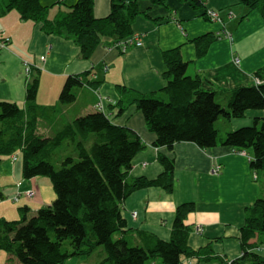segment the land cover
I'll return each mask as SVG.
<instances>
[{
    "label": "trees",
    "instance_id": "obj_1",
    "mask_svg": "<svg viewBox=\"0 0 264 264\" xmlns=\"http://www.w3.org/2000/svg\"><path fill=\"white\" fill-rule=\"evenodd\" d=\"M150 1L163 3L165 0ZM191 1L199 4L201 0ZM240 2L258 8L264 17V0ZM57 4L67 8L65 14L61 18L45 17L48 9ZM93 4V0H56L50 4L43 0H0V15L16 10L23 20L44 19L46 28L72 36L81 57L89 59L103 38L120 40L131 35L134 17L140 13L138 0L112 2L104 17L94 15ZM213 39L208 34L197 38L198 52L204 53ZM163 57L167 82L160 92L141 94L118 86L122 93L129 95V105L136 107L154 134L153 145L172 149L176 142L190 141L200 148H208L221 142L240 151L250 150V167L255 172L264 171V111L262 116L254 117L252 124L228 131L222 139L218 129L221 115L227 121L245 116L249 109L264 110V79L257 75L259 72H256L262 80L259 84L222 91L225 98H219L220 92L204 87L199 75L186 73L187 62L181 58L178 48L165 50ZM30 63L24 62L25 71L31 76L26 86V105L0 100V163L9 157L19 165L21 177L25 179L49 177L54 197L34 212H30L28 204L18 206L19 218L0 215V251L7 253L8 261L63 264L71 256L89 255L102 246L104 261L109 264H157L156 259L160 264H188L191 258L217 259L222 264H264V256L255 250L264 244V198H257L244 208L238 236L241 254L234 259L215 254L207 246L193 249L188 244L190 227L185 219L195 209L193 201L176 206L168 239L146 230L127 228L122 213L124 200L134 190L144 187L156 186L172 192L174 157L158 152L162 171L153 178L131 175L132 160L144 144L134 129L115 120L125 111V104L112 106L110 113L96 105V111L75 117L53 136L39 131L38 120L48 115L47 121L51 123L57 110L36 102L39 70ZM89 73L87 70L67 75L58 104L73 102L76 90L84 83L94 87L100 83L88 80ZM161 92L166 97L159 96ZM65 141L74 153L60 158L56 151ZM58 160L59 166H56ZM18 182L21 184L17 186L16 182V188L22 186ZM28 189L33 190L32 196L25 195ZM36 193V187L30 185L16 190L11 200L18 201L22 196L33 198ZM5 197L0 190V201ZM116 233L119 235L113 239Z\"/></svg>",
    "mask_w": 264,
    "mask_h": 264
},
{
    "label": "crops",
    "instance_id": "obj_2",
    "mask_svg": "<svg viewBox=\"0 0 264 264\" xmlns=\"http://www.w3.org/2000/svg\"><path fill=\"white\" fill-rule=\"evenodd\" d=\"M55 1L43 0L45 4ZM115 1L127 0H93L94 15L106 16ZM201 1L195 4L191 0H165L163 3L138 0L140 13L132 22V34L141 36L142 45H131L122 51L115 44L116 39L103 38L89 59L81 57L79 46L66 32H53L44 26V19L23 20L16 10H10L0 15V35L10 39L0 48V100L13 101L22 107L26 105V86L31 76L25 71L24 62H32L33 67L37 65L40 77L36 102L57 110L51 123L47 121L40 127L41 118L38 120L39 131L48 136H53L75 117L97 110L98 102H102V110L106 113L112 112L114 105L125 104V111L115 120L134 129L144 144L132 160L131 175L157 176L162 171L158 152L175 159L172 192L152 186L136 189L126 197L122 213L127 228L146 230L168 239L176 206L193 201L195 209L185 219L190 227L188 244L193 249L207 246L215 254L234 259L241 254L238 236L244 221V208L257 198H264V171L255 172L250 167V150L245 155L221 142L200 148L190 141L176 142L172 149L156 147L154 134L147 128L141 113L133 104L129 105V95L118 88L123 85L141 94L160 92L167 82L163 52L173 48H178L181 58L187 62L186 73L199 75L204 87L220 92L219 98H225L222 91L252 85L254 72H259L257 75L264 79V17L260 10L240 0ZM207 8L214 9L219 20H211ZM66 11L64 6V14ZM60 12L59 8L52 18L58 17ZM225 32L232 38L226 37ZM206 34L214 39L200 54L195 40ZM236 58H239L238 63ZM87 70H90L87 79L100 83L95 87L84 83L76 90L73 102L58 104L66 76ZM160 95L166 97L162 92ZM263 111L249 109L241 118L218 120L219 132L222 123L226 125L219 137L222 139L228 131L252 124L254 117L262 116ZM214 166L219 167L218 172L213 170ZM43 178H22L19 165L9 157L0 163V190L6 198L11 200L18 189L36 187L33 198H20L23 204L29 205L30 212L53 198L52 192L46 194L50 182ZM18 181L22 182L20 188L15 186ZM134 211L136 216H133ZM3 214L0 215L5 217L6 213ZM255 250L264 256V244ZM0 258L2 264H15L8 261L5 253L0 252ZM156 263L161 262L157 259ZM188 264L222 263L217 259L191 258Z\"/></svg>",
    "mask_w": 264,
    "mask_h": 264
},
{
    "label": "rangeland",
    "instance_id": "obj_3",
    "mask_svg": "<svg viewBox=\"0 0 264 264\" xmlns=\"http://www.w3.org/2000/svg\"><path fill=\"white\" fill-rule=\"evenodd\" d=\"M59 8H60L61 12L59 13L57 18H61L64 15V6L63 5H61L60 7L59 6H55L52 10L48 9V11L46 12L47 13V17L48 18H52L53 15H54L53 13L57 12V10ZM209 9H211V8H207L206 11L209 10ZM212 10H214V9H212ZM211 20H214V19H211ZM227 37H231L232 38V35L231 34L227 35ZM252 80H253V84L254 85H257V84H259L262 81L256 76L255 72L252 74ZM99 96L100 95L98 93L97 98ZM159 96H162V95H159ZM96 109H97V107H96ZM94 111H96V110H94ZM219 118H220L219 120H225L222 115ZM47 120H48V115H47V117H43L42 116L41 117V122H40V125H41L40 127H43L42 124L46 123ZM225 126H226L225 123H222L221 130L219 132V136L221 134H223ZM90 138H92V137H90ZM91 141L88 142V145L91 144ZM67 143H68L67 141L62 143V145L56 151V152H58V154L56 156H58L60 154L59 157L61 158L64 155L65 156L69 155V154L73 155L74 149H72V147H67V145H66ZM240 152L242 154L247 155L246 151H240ZM249 159H250V155H249ZM59 162H60V160L56 161V166H59ZM213 170H214V168H213ZM19 177H20V175H19ZM40 177H44L42 180H48L50 182L49 183V190L48 189L45 190L46 194L48 195L49 192H52V194H53L54 190L52 188L51 181H50L49 177H47V176H40ZM23 203H24V200L20 199L18 201H14V200H9L8 198L5 197V198H3V200L0 201V214L4 215L3 213H6L5 214L6 218H14V217L19 218L18 206L23 205ZM118 235H119L118 233L114 234L113 235V239H116ZM68 247H70V246L68 245ZM0 252H1V254H4V253L7 254L5 251H0ZM103 254L104 253H103L102 246H98V247H96V249L91 254H89V255H75V256H71V257L67 258L64 261L63 264H109L107 261H104ZM0 264H2V258H0Z\"/></svg>",
    "mask_w": 264,
    "mask_h": 264
},
{
    "label": "built area",
    "instance_id": "obj_4",
    "mask_svg": "<svg viewBox=\"0 0 264 264\" xmlns=\"http://www.w3.org/2000/svg\"><path fill=\"white\" fill-rule=\"evenodd\" d=\"M207 14L211 19L219 20L218 13L215 10L209 9V10H207ZM227 35H230V33L225 32L226 37H227ZM229 38H231V37H229ZM6 41H9L8 37L0 36V47H5ZM117 45L122 49V51H125L131 45H137V46L142 45V39H141V36L133 33V34H131V35H129L123 39L118 40ZM235 61L238 63L239 58H236ZM28 69H29V67H26V70H28ZM97 105L102 109V102L97 103ZM218 168H219L218 166H214V171L216 172V169H218ZM16 184H17V186H19L20 182H17ZM32 194H33L32 189H28L25 191L26 196H32ZM15 199L17 200L18 198L15 197ZM133 216H136V211L133 212Z\"/></svg>",
    "mask_w": 264,
    "mask_h": 264
},
{
    "label": "bare ground",
    "instance_id": "obj_5",
    "mask_svg": "<svg viewBox=\"0 0 264 264\" xmlns=\"http://www.w3.org/2000/svg\"><path fill=\"white\" fill-rule=\"evenodd\" d=\"M117 42H118V40L117 41H115V44H117ZM219 171V169H216V172H218Z\"/></svg>",
    "mask_w": 264,
    "mask_h": 264
}]
</instances>
